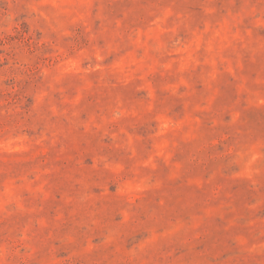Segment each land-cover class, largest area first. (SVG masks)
I'll use <instances>...</instances> for the list:
<instances>
[{
    "label": "rangeland",
    "instance_id": "obj_1",
    "mask_svg": "<svg viewBox=\"0 0 264 264\" xmlns=\"http://www.w3.org/2000/svg\"><path fill=\"white\" fill-rule=\"evenodd\" d=\"M0 264H264V0H0Z\"/></svg>",
    "mask_w": 264,
    "mask_h": 264
}]
</instances>
